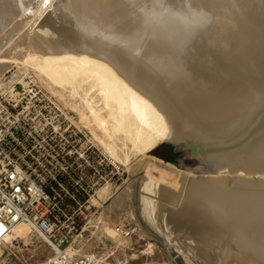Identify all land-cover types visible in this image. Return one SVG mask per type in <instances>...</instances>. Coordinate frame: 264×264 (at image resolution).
Listing matches in <instances>:
<instances>
[{
  "label": "bare ground",
  "instance_id": "bare-ground-1",
  "mask_svg": "<svg viewBox=\"0 0 264 264\" xmlns=\"http://www.w3.org/2000/svg\"><path fill=\"white\" fill-rule=\"evenodd\" d=\"M12 64L132 176L69 253L127 247L115 227L138 210L200 264H264V0H0V76ZM168 141L208 175L145 154Z\"/></svg>",
  "mask_w": 264,
  "mask_h": 264
},
{
  "label": "built area",
  "instance_id": "built-area-1",
  "mask_svg": "<svg viewBox=\"0 0 264 264\" xmlns=\"http://www.w3.org/2000/svg\"><path fill=\"white\" fill-rule=\"evenodd\" d=\"M30 94L24 105L14 86L8 98L0 94V264H110L109 255L86 252L72 255L78 227L68 200L84 191L78 182L66 186V179L86 178L95 171L92 160L97 147L93 142L76 149L81 131L64 127L57 119L61 110L40 91L27 86ZM17 223H27L52 248L51 256L28 263L10 249L5 236ZM122 236L127 228L117 225ZM81 236V235H80Z\"/></svg>",
  "mask_w": 264,
  "mask_h": 264
},
{
  "label": "rangeland",
  "instance_id": "rangeland-1",
  "mask_svg": "<svg viewBox=\"0 0 264 264\" xmlns=\"http://www.w3.org/2000/svg\"><path fill=\"white\" fill-rule=\"evenodd\" d=\"M19 66L21 69L20 71L24 72L23 74H26L20 80L14 82L11 81L12 75L18 68L15 67L14 64H12L7 70H5L3 75L0 76V84L2 85V87H0L1 96L8 98L9 91L7 89H9L10 86L11 88L14 86L15 91L19 92L17 100L21 98L20 103L24 105L25 102L30 100V94L27 92L28 88L26 87L31 86L44 94L45 97L50 99L61 110L62 113L61 115L59 114L57 119H59L64 127L75 126L81 131V134L76 138L77 141L74 143L78 152L80 151L78 147L81 146L82 148L85 146L87 140L89 142L93 141L97 147L96 156L92 160V166H94L95 171L87 169L85 174L87 176L86 178L77 179L73 177L72 180L66 179L63 181L65 182L64 184L70 188L74 182H78V184L84 189V191H79V193L75 194L74 201L72 199L68 200L72 212L76 216L75 220L78 225L76 231L72 235L78 236L75 245L77 247L76 249H80L87 243L88 239L90 240L92 238V235L89 233L90 230H96L93 226L97 214L108 205L113 195L126 186L128 179L132 178V176L126 171L124 168L125 166L118 162H114L112 157L110 155L108 156L93 137L89 127L83 128L82 125L78 123L79 117L76 112H73L68 105L64 104L62 99L47 91L45 86L43 87L44 84L33 75L30 68L27 67V72L22 69V65ZM66 100H68V98H66ZM91 129L97 133L95 128L92 127ZM163 143L172 146L171 143ZM178 143L180 144L176 151L179 152V156L185 158V163H182L179 156L176 154H174L171 163L184 171L193 169V174L197 176L208 175L209 167L202 162V152L193 153L191 150H188L182 142ZM152 150L147 149L144 152L146 155H152ZM134 157V154H131V158L133 159ZM254 178H256V176H254ZM106 186L109 190L108 194L110 193L107 195L109 197H100L99 190ZM137 212L139 214L138 217L141 220V228L126 215L122 216V221L116 224L124 226L129 232V235L126 236L128 239L127 247L116 248L111 245L109 241H106L107 243L105 245L108 247V250H104L103 245L99 244L96 246L97 248L89 249L88 252L104 255L112 253L113 255H109L108 258L110 264H200L186 248L178 245L179 243L175 241L168 243L164 235L159 232L150 221L141 215L138 210ZM19 230L21 233L16 234L14 232L12 234V239L19 242L17 244L13 243L12 246H10V249L15 252H20L28 263H36L52 255V248L43 241L44 239L40 234L29 229L19 228ZM9 242L10 241L7 243Z\"/></svg>",
  "mask_w": 264,
  "mask_h": 264
},
{
  "label": "trees",
  "instance_id": "trees-1",
  "mask_svg": "<svg viewBox=\"0 0 264 264\" xmlns=\"http://www.w3.org/2000/svg\"><path fill=\"white\" fill-rule=\"evenodd\" d=\"M151 154L157 158H160L164 161H173L174 158V152H173V147L166 144V143H161L158 146H156L152 151Z\"/></svg>",
  "mask_w": 264,
  "mask_h": 264
},
{
  "label": "water",
  "instance_id": "water-1",
  "mask_svg": "<svg viewBox=\"0 0 264 264\" xmlns=\"http://www.w3.org/2000/svg\"><path fill=\"white\" fill-rule=\"evenodd\" d=\"M168 143H171L172 144V147H173V149H174V154H176V155H178L179 156V152H177L176 151V149H178V145L180 144V143H175V142H171V141H168ZM179 158H180V161L182 162V163H185V158H182L181 156H179Z\"/></svg>",
  "mask_w": 264,
  "mask_h": 264
},
{
  "label": "snow or ice",
  "instance_id": "snow-or-ice-1",
  "mask_svg": "<svg viewBox=\"0 0 264 264\" xmlns=\"http://www.w3.org/2000/svg\"><path fill=\"white\" fill-rule=\"evenodd\" d=\"M49 2H50V0H44L45 7L48 6Z\"/></svg>",
  "mask_w": 264,
  "mask_h": 264
}]
</instances>
